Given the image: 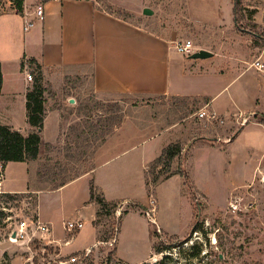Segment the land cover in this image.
Returning <instances> with one entry per match:
<instances>
[{
  "label": "rangeland",
  "instance_id": "1",
  "mask_svg": "<svg viewBox=\"0 0 264 264\" xmlns=\"http://www.w3.org/2000/svg\"><path fill=\"white\" fill-rule=\"evenodd\" d=\"M98 1L174 48L190 40L196 50L217 54L208 66L216 74L192 77L186 91L213 97L218 119L199 116L206 111L200 99L104 96L95 92L90 69L42 70L45 120L58 113L67 131L61 142L44 146L37 180L26 192L11 194L12 199L10 193L0 194V264H160L167 256L169 264H264V75L253 67L255 50L264 44V0H238L237 7L234 0ZM11 7L9 0H2L0 13ZM147 8L152 16L144 14ZM18 20L23 30L24 19ZM175 54L182 62L189 59ZM29 72L31 89L40 69ZM15 95L21 98L19 91ZM234 112L238 118L231 120ZM143 125L151 126L150 131ZM135 126L143 128L140 135L131 133ZM230 126L233 130L228 131ZM54 127L46 133L54 135ZM32 130L14 131L27 135ZM152 135L157 136L146 140ZM167 142L145 169L148 147ZM93 167L98 169L91 182L80 181L55 196L39 195L45 213L60 201L75 202L85 228L67 231L59 212L58 236L43 222L50 233H39L31 242L11 240L21 221L30 228L41 221L38 190L52 191L62 180ZM10 175L9 184L23 183L22 167H12ZM93 187L106 202L118 205L115 212L105 208L99 215L100 206L91 199ZM197 222L201 230H196ZM155 231L159 238H153ZM159 242L172 248L157 253Z\"/></svg>",
  "mask_w": 264,
  "mask_h": 264
},
{
  "label": "crops",
  "instance_id": "2",
  "mask_svg": "<svg viewBox=\"0 0 264 264\" xmlns=\"http://www.w3.org/2000/svg\"><path fill=\"white\" fill-rule=\"evenodd\" d=\"M39 5H43L45 8V20L37 22L34 27L26 31L25 24L29 20H35L34 11ZM0 14H2L0 15V65L3 76L0 92V125L9 126L14 130H31L26 109V95L30 85L28 76L31 75L29 70L38 65L42 67V70L64 67L90 69L94 90L99 95H123L148 99L156 97L200 99V103L206 108L207 113L219 114L213 108L214 98L209 94L203 91H186V88H189L187 81L192 77L211 72L216 74L208 67L211 63L209 60L217 55L215 53L211 52L213 56L208 59H192V55H190L186 62H182L179 58L173 57V54L178 55L179 53L172 46V42L117 17L108 9L103 8L98 0H25L22 13H18L12 6ZM22 18L24 19L23 30L22 24L18 20ZM255 51L258 52V57L254 62L260 59L264 63V44L262 43ZM239 63L242 61L239 60ZM173 74L176 75L174 82ZM17 91L21 94L19 100L15 95ZM223 113L220 115L224 116ZM252 115L255 116V114ZM230 118L231 120L237 119L238 114L231 113ZM51 119L54 120L50 124ZM60 119L59 114L55 112L47 115L45 127L41 133L40 157L44 146L47 144L56 145L61 142L59 141L61 140L60 136L65 134L66 128L61 126ZM231 120L232 125L234 123ZM52 127H54V135L51 132L47 134L46 132ZM144 127L145 131H150L151 126L143 125ZM139 128V126L132 127L131 133L140 135L142 132ZM229 129L228 131L233 130L231 126ZM228 131L225 133L227 134ZM156 136L152 135L146 140ZM224 142H230V138ZM168 143H161V146L156 149H153L152 146L148 147L149 150L144 154L145 169L162 153L163 147ZM103 147L95 153L96 160ZM38 162L39 157L32 161L4 164L3 190L10 194L26 192L29 183L37 177ZM12 167H22L23 180L19 177V180L23 181L22 184H9ZM97 169L90 168L74 180H62V182L67 181L68 183L59 189L47 192L37 191L38 216L42 223L51 225L55 236H58L55 232L56 225L59 223L55 221L57 213L61 212L63 215L61 223L64 228L66 220H82L85 223L84 216L75 202L71 201L67 205L64 200L54 204L46 213L42 212L39 207V195L55 196L80 181L91 182ZM94 181L97 182L96 176ZM87 193L90 198V184ZM114 200L117 198H108V201ZM87 203L88 196L85 204ZM69 205L73 208L68 209ZM89 206L95 210L93 204ZM72 211H75L74 215L68 217L67 212ZM93 229L95 231L93 237L97 240L94 225ZM56 240L60 242L63 239L57 238ZM70 242L64 244L67 249ZM90 246H87L85 250ZM80 251L82 252L83 249Z\"/></svg>",
  "mask_w": 264,
  "mask_h": 264
},
{
  "label": "trees",
  "instance_id": "3",
  "mask_svg": "<svg viewBox=\"0 0 264 264\" xmlns=\"http://www.w3.org/2000/svg\"><path fill=\"white\" fill-rule=\"evenodd\" d=\"M13 9L18 13H22L24 9L25 0H9ZM235 7L238 5V0H234ZM2 0H0V6ZM40 69L39 76L35 79V84L33 88L28 89L26 95V109H27V119L29 125L34 129L29 132L27 135H22L18 132H15L11 127L0 125V162L7 164L9 162H27L36 160L40 154L41 148V133L44 128V121L46 116L45 101L43 99V89H42V80L43 72L40 65L37 66ZM3 84V76L0 65V92ZM203 141V138L201 139ZM167 151V150H166ZM169 152V149H168ZM80 176V175H79ZM70 178L74 180L77 177ZM67 181H63L56 185L53 190L59 189L67 185ZM11 199L13 196L7 194ZM91 199L100 206V214H102L103 209H112L113 212L117 210L118 205L116 203L111 204L106 202V199L103 194L99 193L98 190L93 187L91 188ZM144 209V208H143ZM127 212L125 213V215ZM196 230L202 229L201 223H196ZM153 238H159V233L155 231L152 234ZM182 244L176 245L175 247H181ZM172 248V247H171ZM169 246H164V243L159 242L157 253H162L164 250L171 249ZM174 248V247H173ZM172 259L167 256L160 262V264H169Z\"/></svg>",
  "mask_w": 264,
  "mask_h": 264
},
{
  "label": "built area",
  "instance_id": "4",
  "mask_svg": "<svg viewBox=\"0 0 264 264\" xmlns=\"http://www.w3.org/2000/svg\"><path fill=\"white\" fill-rule=\"evenodd\" d=\"M55 1H60V0H55ZM35 20H29L25 24V30L28 31L32 27L35 26V24L39 21H44L45 20V8L43 5H39L36 7L35 11ZM176 52L182 55H187L190 56L195 53V46L193 45L192 41L188 40L186 42L182 43H177L175 45ZM253 67H255L259 72L264 74V63L258 59L256 62L253 63ZM33 78L31 75L28 76V80L31 81ZM199 116L201 118H204L208 116L209 120H217L218 115L216 113H207L206 111H201L199 113ZM5 179V170H4V165L2 162H0V194L4 193L3 190V183ZM236 208V206H235ZM85 227V223L82 220H77V221H69L65 224V229L69 232L72 231H80ZM47 234L50 233V228L42 223L41 221H38L36 224L35 228H30L28 223L23 220L18 225L16 228L11 232L10 238L13 241H21L24 242L27 240L32 241L34 237L37 236V234ZM13 234H15V237H13ZM73 261H76V258L73 259Z\"/></svg>",
  "mask_w": 264,
  "mask_h": 264
},
{
  "label": "water",
  "instance_id": "5",
  "mask_svg": "<svg viewBox=\"0 0 264 264\" xmlns=\"http://www.w3.org/2000/svg\"><path fill=\"white\" fill-rule=\"evenodd\" d=\"M144 14L147 15V16H152L154 14V12L147 8L145 9L144 11ZM213 56V54L207 50H199L198 52H195L194 54H192L191 58L192 59H208V58H211ZM74 101V100H72ZM13 237H15V234H13Z\"/></svg>",
  "mask_w": 264,
  "mask_h": 264
}]
</instances>
